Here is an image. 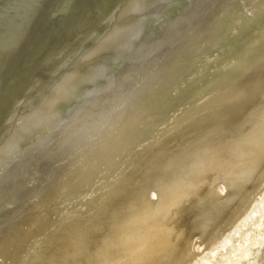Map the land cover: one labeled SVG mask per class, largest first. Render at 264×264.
I'll list each match as a JSON object with an SVG mask.
<instances>
[{"label":"water","instance_id":"obj_1","mask_svg":"<svg viewBox=\"0 0 264 264\" xmlns=\"http://www.w3.org/2000/svg\"><path fill=\"white\" fill-rule=\"evenodd\" d=\"M264 43V0H0V264Z\"/></svg>","mask_w":264,"mask_h":264},{"label":"rangeland","instance_id":"obj_2","mask_svg":"<svg viewBox=\"0 0 264 264\" xmlns=\"http://www.w3.org/2000/svg\"><path fill=\"white\" fill-rule=\"evenodd\" d=\"M260 57L264 58V43L165 119L15 264H54L56 262L52 263V260L58 249L67 251L66 247L76 239L81 242L76 243L75 252L74 249L68 251L74 252V256L66 257L63 264H84L92 256L93 238L100 231L121 218L135 202L139 205L153 203L171 185L193 180L195 165L208 150L223 151L224 164L241 163L247 159L243 156L255 154L254 149L244 151L243 145L249 144L254 134L264 126V96L260 100L257 98L264 91V66L260 65ZM263 161L264 157L253 175L254 180L239 189L230 208H225L227 210L219 216L210 218L209 214L206 219L210 221L209 225L206 221L204 225L202 223L204 217L207 218V205L200 217L192 216L194 208L191 207H184L177 213L178 219L175 217L171 226L181 232L176 241L181 248L165 264H264ZM220 165L219 171L227 170L223 164ZM227 177L220 174L211 183L216 200H224L238 188ZM208 209L206 211L211 213ZM85 239L90 241L91 247L81 244Z\"/></svg>","mask_w":264,"mask_h":264},{"label":"bare ground","instance_id":"obj_3","mask_svg":"<svg viewBox=\"0 0 264 264\" xmlns=\"http://www.w3.org/2000/svg\"><path fill=\"white\" fill-rule=\"evenodd\" d=\"M259 61H260V65L264 66V58L260 57ZM235 65H233L230 69L235 68ZM263 96H264V91L257 98L260 100ZM261 103H262V101H261ZM263 103H264V100H263ZM259 114H261V112ZM254 120H252V121H254ZM248 123H250V122H248ZM252 123H255V121ZM247 126H248V124H247ZM244 127H245V125H244ZM231 128L233 129V127H231ZM255 130H256V128H255ZM257 130H258V128H257ZM206 133H208V132H206ZM231 133H232V131H231ZM237 135H239V134H237ZM243 137H244V135H243ZM250 140H251V138H250ZM222 147H223V145H222ZM243 147H244V149H243L244 151L246 149L253 151V149H254L255 154L253 152H252L253 153L252 155L248 154V156H246L244 154L246 157L243 156V158H247V159H246V161L241 162V163L231 164L230 162H228V163L224 164V163H222L223 162L222 156L224 155L223 151L220 150L221 152H219L217 150L213 151L210 149L206 153H204V155L199 157V159L195 165L196 171H194L195 175H194L193 180H191V181L185 180L181 183H175L174 185H171L169 187V189L164 193V195L161 196L159 199H157L153 203L151 201V203H147L145 205L144 204L142 205V203H141L139 205L137 202L134 201L135 203L132 206L130 205L131 206L130 208L127 207L128 205L125 206V208L126 207L128 208V212H123L125 214L123 216H121V218L119 217L120 216V214H119L117 216V218L119 217V219L117 221H114V223L112 225H109L105 230L100 231L101 233L98 234L97 237L93 238V240H95V241H93V240L92 241L95 244H93L94 248H93V253L91 254L92 256L89 258L90 260L87 258L88 262H84V264H165V263L169 262L171 257L173 255H175L181 248L180 246L176 245V243H177L176 241H178V238L180 237L181 232H179L180 233L179 234L171 226L175 222V221L173 222V220L176 217V215H178L177 214L178 212L182 211V209L184 210L185 209L184 207H186V209H187V207H191L192 209L194 208V210H193L194 212H193L192 216L195 215L197 217H200L201 211H203L202 209L205 210V206L207 205L209 209L206 208V210L207 209L210 210L211 213L209 211L205 210V213L207 212V214H206L207 218L204 217V215H202V217H204V220L202 221L203 218L201 217L202 218L201 221L204 225V222L205 221L207 222V220H208L209 214H210V218H211L212 215L219 216V214L221 212H225V210H227L225 208H228V206L235 199L236 194L239 193V189L244 188V185L250 183L251 180L252 181L254 180L253 175L257 169V166L259 165L260 160H262L264 157V126H262V128H260L256 132V134H254L252 141L249 144L245 143V145H243ZM216 149H217V147H216ZM224 149H225V147H224ZM169 150H171V149H169ZM246 152L248 153V151H246ZM238 154H239V152L237 153V155ZM175 155H176V153H175ZM237 155H236V157H238L240 154L238 156ZM167 156H168V153H167ZM220 163L223 164V166L227 169L226 171H223V169L221 171L218 170V168L221 167ZM220 174L221 175L226 174L228 176L227 180H229L230 183H232L234 186L236 185V187H238L235 189L233 188L234 191H232L231 194L229 196H227L224 200H221V199L216 200L217 198L214 196V192H213V189L211 187V183L213 182V179L218 178V176H220ZM229 189H231V188H229ZM236 189H238V190H236ZM130 195L131 194H129L128 196H130ZM123 196H125V195H123ZM131 197H133V196H131ZM124 199H125V197H124ZM140 201L142 202V200H140ZM227 202H229V203H227ZM117 205H119V204H117ZM122 205H123V202H122ZM120 206H121V204H120ZM120 206H118V208ZM211 206H213V207H211ZM115 208H116V206H115ZM229 208H230V206H229ZM192 209H188V210H192ZM114 211L116 212L115 209H114ZM196 212L199 214H197ZM192 216H191V218H192ZM106 218H104V219L106 220ZM176 218L178 219V217H176ZM196 218H195V220H196ZM216 218H218V217H216ZM209 220H211V219H209ZM216 220L214 217L213 221L216 222ZM193 222H194V220H193ZM198 222H200V221H198ZM211 222H212V220H211ZM98 223H99V221H98ZM212 223H214V222H212ZM206 224L209 225L210 221L207 222ZM192 226H194V225H192ZM205 226H207V225H205ZM100 227H102V226H100ZM195 227H196V225H195ZM185 232L187 233V231H185ZM63 234H64V232H63ZM80 242L77 239L75 240V242H74V240H72V243H70V245L66 247L67 251L65 249L60 248V249H58L57 254H55L53 252L55 254V255L53 254L55 256V258L53 256L54 260H52V263L56 262L54 264H63V261L64 260L66 261V257L73 255V253L76 250L74 248L75 245L77 246V244H79ZM84 242H83L84 244L83 243H81V244L84 246L86 245L87 247H89L91 244L90 241H87L86 239ZM71 250H73L74 252L73 253L68 252ZM90 251H92V250H90ZM86 254L87 253H85V255ZM83 258L84 257H82V259ZM57 260H58V262H57ZM49 261H50V259H49ZM82 264H83V262H82Z\"/></svg>","mask_w":264,"mask_h":264}]
</instances>
